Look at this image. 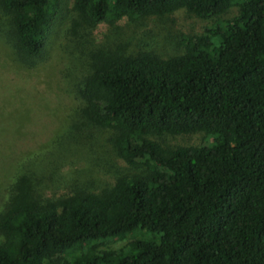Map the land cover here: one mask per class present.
I'll return each instance as SVG.
<instances>
[{"label": "trees", "instance_id": "obj_1", "mask_svg": "<svg viewBox=\"0 0 264 264\" xmlns=\"http://www.w3.org/2000/svg\"><path fill=\"white\" fill-rule=\"evenodd\" d=\"M62 9L0 0L19 59L43 56ZM177 11L209 24L173 56L122 42L85 56L74 130L108 131L123 173L103 187L68 179L55 196L20 169L0 211V264H264V0H71L69 30L88 46L99 24L115 33ZM192 134L211 144H164Z\"/></svg>", "mask_w": 264, "mask_h": 264}, {"label": "rangeland", "instance_id": "obj_2", "mask_svg": "<svg viewBox=\"0 0 264 264\" xmlns=\"http://www.w3.org/2000/svg\"><path fill=\"white\" fill-rule=\"evenodd\" d=\"M73 18L71 0H63L43 56L30 64L14 54L0 29V211L20 169L40 179L46 194L55 196L66 191L68 179L103 187L123 173L108 131L74 130L75 88L86 73L91 50L122 42L129 50L170 57L179 53L182 36L198 34L209 24L184 11L137 22L122 20L115 33L114 28L99 24L86 36L90 44L83 46L80 34L72 36L69 30ZM164 144L208 146L211 139L192 134L167 137Z\"/></svg>", "mask_w": 264, "mask_h": 264}]
</instances>
